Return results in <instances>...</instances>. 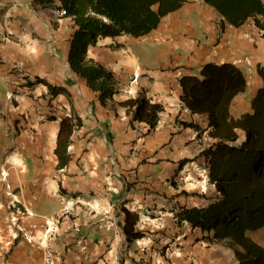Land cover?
Listing matches in <instances>:
<instances>
[{"label":"crops","instance_id":"crops-1","mask_svg":"<svg viewBox=\"0 0 264 264\" xmlns=\"http://www.w3.org/2000/svg\"><path fill=\"white\" fill-rule=\"evenodd\" d=\"M61 6L0 0V264H238L224 241L210 244L175 217L181 206H207L216 196L199 147L215 139L207 118L182 103L180 79L205 63H234L248 83L230 112L252 111L263 85L264 29L253 17L234 27L204 0H188L146 35L102 38L86 59L111 69L120 87L103 105L70 67L76 25L58 16ZM36 78L67 92L26 85ZM140 93L164 106L151 131L119 103ZM73 115L82 125L59 167L60 120ZM126 229L143 236L128 240ZM256 232L264 245V227Z\"/></svg>","mask_w":264,"mask_h":264},{"label":"trees","instance_id":"trees-1","mask_svg":"<svg viewBox=\"0 0 264 264\" xmlns=\"http://www.w3.org/2000/svg\"><path fill=\"white\" fill-rule=\"evenodd\" d=\"M188 0H62L60 9L74 19L76 29L68 54L71 69L84 77L98 92L105 105L120 92L114 72L94 59H86L88 47L105 37H140L158 27L162 18L179 9ZM234 27L253 17L264 29L262 0H204ZM263 85L252 99V111L235 118L230 112L234 97L247 88V76L236 64L205 63L199 74L181 75V101L192 112L207 118L208 134L215 142L205 150L209 164V182L216 196L203 207L181 206L175 213L178 222H186L203 232L208 243L225 241L235 253L238 264H264V245L249 233L264 227V69H259ZM44 83L52 95L66 93L43 78L27 81L34 86ZM131 121H139L153 130L164 106L152 102L145 93L119 102ZM49 119H56L50 116ZM82 125L78 115L64 116L56 154L59 167L70 160L68 146L76 128ZM185 126L194 127L193 122ZM128 240L143 236L141 231L126 229Z\"/></svg>","mask_w":264,"mask_h":264},{"label":"built area","instance_id":"built-area-1","mask_svg":"<svg viewBox=\"0 0 264 264\" xmlns=\"http://www.w3.org/2000/svg\"><path fill=\"white\" fill-rule=\"evenodd\" d=\"M57 14H58V16H63V15H65L66 14V11L64 10V9H58L57 11ZM9 82V81H8ZM13 83V81H10V83L9 84H12ZM8 98H9V100H10V102H12L15 98H16V93L15 92H10L9 94H8ZM41 108H39V107H37L36 108V110H40ZM202 141H200V143H199V147H200V149H201V151H203V152H205V150L206 149H208V148H205V146L203 145V143H201ZM207 167H209V164L207 165ZM206 173V172H205ZM206 176H207V174H206ZM17 221H18V217H16V216H12V217H10V225L11 226H17V227H19L18 226V224H17ZM19 230H23L21 227H19ZM143 248V247H142ZM51 264V263H50Z\"/></svg>","mask_w":264,"mask_h":264},{"label":"rangeland","instance_id":"rangeland-1","mask_svg":"<svg viewBox=\"0 0 264 264\" xmlns=\"http://www.w3.org/2000/svg\"><path fill=\"white\" fill-rule=\"evenodd\" d=\"M4 99H5V95L3 94V96H2V102L4 101ZM257 231H258V230H257ZM259 233H260V232H259ZM259 233L256 232V231H255V232L253 231V232H251V233H249V234L253 237V236H256V235L259 234ZM261 233H262V232H261ZM220 242H221V241H220ZM224 243H225V241H224Z\"/></svg>","mask_w":264,"mask_h":264}]
</instances>
